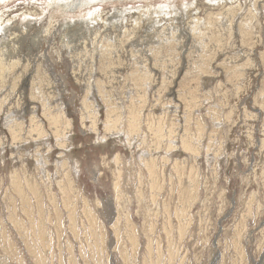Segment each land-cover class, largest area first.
Wrapping results in <instances>:
<instances>
[{
	"label": "rangeland",
	"instance_id": "rangeland-1",
	"mask_svg": "<svg viewBox=\"0 0 264 264\" xmlns=\"http://www.w3.org/2000/svg\"><path fill=\"white\" fill-rule=\"evenodd\" d=\"M252 1L0 8V264H264Z\"/></svg>",
	"mask_w": 264,
	"mask_h": 264
},
{
	"label": "bare ground",
	"instance_id": "bare-ground-1",
	"mask_svg": "<svg viewBox=\"0 0 264 264\" xmlns=\"http://www.w3.org/2000/svg\"><path fill=\"white\" fill-rule=\"evenodd\" d=\"M12 1H14V0H0V8H2V7H4V6H8V5H10L11 3H12ZM20 1V0H19ZM50 2H49V6H51L52 7V9H53V11H57V12H59L62 16H64V15H72V14H75V13H77V12H80L81 10V12H85L86 13V15H87V12L89 13V15H92V14H96L97 12H94V13H92L93 11H91L90 9H92L91 7L92 6H100V5H103V4H122V3H125L126 1H128V2H137V3H147V2H149V1H154V0H49ZM214 0H211V2H213ZM225 1H229V2H234V1H236V0H225ZM260 1L259 0H253L251 3H249L248 5H247V7H245V9L247 8V12H249V16H245V20L247 21L248 19H254V18H256V19H258L257 17H256V15H258L259 14V11H258V9H259V6H260ZM147 4H150V3H147ZM190 5V4H189ZM189 5H187V6H185V8H187ZM85 8H88V9H85ZM139 10H140V8H138ZM97 10V9H96ZM95 10V11H96ZM238 11H239V13H238ZM243 10H242V6H241V4L239 3L238 5H237V7L236 8H234V9H229V10H227L226 12H224L221 16H220V21H219V24H221L222 22L223 23H227L228 21L230 22L229 24L230 25H232V23H234V22H236L237 21V19H238V17L237 16H235L234 15V13H238L239 14V16H240V14H241V12H242ZM80 12V13H81ZM244 12V11H243ZM159 13V12H158ZM116 14V13H115ZM117 17H118V15H116ZM116 16H114V19H118ZM11 22V20L10 21H8L6 24H4L3 25V28H2V31H4V29L6 28V25L7 24H9ZM31 23H33V21L31 20V18L30 19H26L24 22H22V28H17V29H25V28H30V26H31ZM136 23H137V21H136ZM189 24H191V26L189 27L188 26V24H186L187 25V27L189 28V33L187 34V35H185V36H179L178 38H180V39H183V40H185L186 41V39L188 40V38H189V36H190V33L191 34H198L199 33V29H200V27H201V24L199 23V22H197V19H193ZM207 25H210V24H212L211 22H208V23H206ZM154 26L158 29V26H157V24L155 23L154 24ZM192 26H194L193 28H192ZM234 26V25H233ZM220 27V26H219ZM218 27V28H219ZM229 27V26H228ZM220 29V28H219ZM144 30H145V33L147 34V36H149V37H155L156 35H158L159 33H158V31H156V32H154V31H152V27L151 26H145L144 27ZM179 30V29H178ZM178 30L176 29L175 31H170L169 33H168V37H169V39H172L173 38V35L174 34H176V33H178ZM227 30H232V28H227ZM181 31V34H182V30H180ZM225 31V30H224ZM227 32V31H226ZM232 32V31H231ZM166 33L164 32V34H163V37H164V35H165ZM200 34V33H199ZM38 37V38H37ZM148 37V38H149ZM35 38H37V39H39V36L38 35H35ZM34 38V39H35ZM157 38V37H156ZM37 39L36 40H34L35 42H36V44H37ZM42 39V38H41ZM43 40V39H42ZM38 43H39V41H38ZM35 43L33 44L34 46L36 45ZM6 53H4V54H0V66H2L3 67V60H2V57L3 58H5L6 59ZM7 60V59H6ZM16 61V60H15ZM11 63V62H13V61H8V62H6V63ZM8 65V64H7ZM57 120L55 121V123L54 124H57ZM110 126V125H109ZM149 169H150V173H151V176H152V178H153V180H154V176H155V168H154V165H153V163H151L150 165H149ZM154 184V183H153ZM58 216V215H57ZM100 221V220H99ZM91 224V223H90ZM94 229V228H93ZM120 230V229H119ZM135 231V230H134ZM41 237H42V239L44 238L43 237V235H41ZM6 239V238H5ZM121 239V238H120ZM9 244V243H8ZM6 250V249H5ZM173 251V250H172ZM174 252V251H173ZM173 254V253H172ZM9 259V258H8ZM150 262V261H149ZM155 262V264H159V261H154ZM5 263V262H4ZM152 264V263H151Z\"/></svg>",
	"mask_w": 264,
	"mask_h": 264
}]
</instances>
